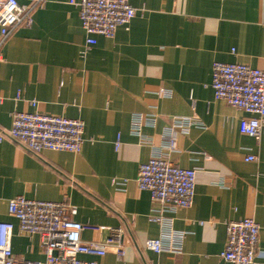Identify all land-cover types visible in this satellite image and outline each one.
I'll list each match as a JSON object with an SVG mask.
<instances>
[{
	"label": "crops",
	"instance_id": "obj_1",
	"mask_svg": "<svg viewBox=\"0 0 264 264\" xmlns=\"http://www.w3.org/2000/svg\"><path fill=\"white\" fill-rule=\"evenodd\" d=\"M17 1L25 7L34 0ZM69 1L41 0L30 25L17 27L0 46V130L10 128L15 112L84 123L79 154L33 155L0 141V223L13 225V256H46L38 235L20 233L8 214L9 200L22 196L76 208L71 219L83 227L81 241L106 246L103 256L80 255L84 261L231 264L219 257L225 223L252 218L259 225L256 261L264 264V136L242 135L240 120L248 115L215 100L210 86L214 62L264 65V0H128L136 9L128 26L112 39L96 35L90 47ZM133 115L154 121L134 135ZM173 118L199 125L178 131L171 152L144 141L160 140ZM154 154L195 170L192 206L163 214L184 234L178 255L147 245L160 226L149 221L156 207L135 180ZM250 155L254 161H246Z\"/></svg>",
	"mask_w": 264,
	"mask_h": 264
},
{
	"label": "built area",
	"instance_id": "obj_2",
	"mask_svg": "<svg viewBox=\"0 0 264 264\" xmlns=\"http://www.w3.org/2000/svg\"><path fill=\"white\" fill-rule=\"evenodd\" d=\"M40 2L34 0L24 7L17 0H0V46L17 27L30 25L31 14ZM69 4L78 9L88 47L95 45L96 35L112 39L117 28L127 27L136 13L128 0H70ZM211 71L210 86L214 99L245 112L248 116L240 120V133L259 141L264 136V65L262 68H251L241 63L214 62ZM169 95L168 91H163L162 96ZM153 121V115H133L130 131L140 135L141 127ZM194 125L199 124L192 118H173L163 129L160 140L144 141L171 152L175 150L176 133L185 132ZM83 130L84 123L78 119L15 112L10 128L0 130V141L7 139L18 143L33 155L44 150L79 154L83 145ZM118 146L116 143L115 147ZM254 160V156L246 157V161ZM112 182L115 183V180ZM135 183L140 191L149 193L156 207L149 221L160 226V235L148 241L149 249L155 253L180 254L184 234L174 231L172 219L163 214L192 206L195 170L178 167L165 154H154L139 166ZM75 213L76 208L64 201L30 200L22 196L9 200L8 214L17 220L19 232L28 236L38 235L46 256L44 261L14 257L11 252L13 225L2 222L0 264H97L95 261H84L79 256H103L106 246L81 241L83 227L71 219ZM225 234L224 248L219 254L221 259L231 264H261L256 261L260 256L259 225L252 218L227 221ZM115 253L118 257L123 256L121 246L115 247Z\"/></svg>",
	"mask_w": 264,
	"mask_h": 264
}]
</instances>
